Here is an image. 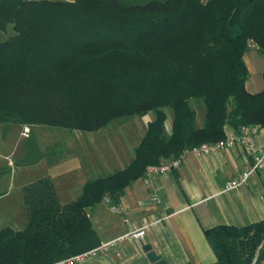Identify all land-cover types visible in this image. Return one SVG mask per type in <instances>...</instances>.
Here are the masks:
<instances>
[{
	"label": "trees",
	"instance_id": "trees-1",
	"mask_svg": "<svg viewBox=\"0 0 264 264\" xmlns=\"http://www.w3.org/2000/svg\"><path fill=\"white\" fill-rule=\"evenodd\" d=\"M8 28L0 124L94 133L117 118H154L129 164L87 179L71 202L58 200L48 176L22 186L26 224L0 228V264H48L88 251L97 245L88 212L103 196L117 200L146 166L218 142L227 126H264V86L246 90L242 58L251 44L264 55V0H0V31ZM45 156L55 155L38 150L17 163ZM202 233L216 257L210 264H251L254 256L264 264V218Z\"/></svg>",
	"mask_w": 264,
	"mask_h": 264
},
{
	"label": "crops",
	"instance_id": "crops-1",
	"mask_svg": "<svg viewBox=\"0 0 264 264\" xmlns=\"http://www.w3.org/2000/svg\"><path fill=\"white\" fill-rule=\"evenodd\" d=\"M252 49L255 52L251 51L245 58L244 54L242 56L248 72L253 71L252 63L255 64L256 60L257 67L262 66L263 55L259 54L256 46ZM263 71L264 67L259 72L261 80L255 76L252 79L248 77L244 82L248 92L256 94L262 90ZM164 112L166 120L163 129L165 134L169 135L172 115L169 109ZM153 118L152 112L135 117L133 122L139 123L138 129H133L135 138L133 135H127L122 140L119 134L117 136V132H114L110 134V146L104 143V138H99L104 133V127L94 133L70 130L69 134H66L70 139L59 143L56 141L55 146L63 147L64 154L62 149H58L57 154H53L55 160L51 158L50 161L57 167L59 162L67 160L68 166L63 172L68 178L72 175L70 182L58 186L55 185L53 176L52 183L58 200L62 204L69 203L80 193L87 179L111 174L114 170L127 166L133 159V153L145 133L146 125ZM201 123L199 117L198 124ZM19 127L22 128L21 125ZM138 130L140 136L136 140ZM256 143L264 144V128L256 136ZM105 149L111 152L108 157L110 161L103 156ZM21 154L22 150L19 156ZM41 161H44L43 158L36 160ZM46 162L51 163L48 160ZM247 162L249 157L238 148L212 152L204 157L186 154L178 171L164 175L152 174L148 179L144 172L143 176L126 186L117 200L111 201L103 196L100 203L88 212L91 226L96 233L95 247L125 234L128 230L139 229L147 224L145 232L141 240L128 237L115 247L88 255L75 264H150L144 251H141L142 245L146 243L150 244L155 253L162 255L165 264L212 263L216 257L208 247L203 230L222 224L242 226L264 218V168L261 172L250 175L245 187H237L219 194L224 183L244 169ZM5 195L7 192L0 195V198ZM153 197L158 198L157 202H151ZM113 207L118 209L112 210ZM24 210V202L17 209L8 202L0 203V228L7 226L16 231L22 229L26 224ZM156 219L159 220L154 222Z\"/></svg>",
	"mask_w": 264,
	"mask_h": 264
},
{
	"label": "rangeland",
	"instance_id": "rangeland-1",
	"mask_svg": "<svg viewBox=\"0 0 264 264\" xmlns=\"http://www.w3.org/2000/svg\"><path fill=\"white\" fill-rule=\"evenodd\" d=\"M12 30L8 28L6 31H0V41L6 38L7 35H11ZM250 49L244 53V58L246 55L252 51L255 52L252 48V44L250 45ZM262 55V54H260ZM261 67H257V60L252 63L253 72H249L248 77L250 79L257 78L261 80V76L259 75L260 69L264 67V55L261 57ZM195 108L198 110L201 109L200 105H195ZM200 115V114H199ZM198 115V116H199ZM133 117L127 119H114L110 122L107 127L103 128V132L99 138H104V143L108 144L111 136V133H116V135L120 136L122 140L125 139L127 135H135L133 129L136 131L137 125L139 123H134ZM29 137L25 138L24 136H20L19 131L21 132V127L18 124L11 125V124H0V195L5 194V197L0 198V203L5 204L8 202L10 205L14 206L15 209L22 205L21 197H22V186L25 184H30L31 182L42 179L46 176L51 178L53 181L55 176L56 186L62 185L64 182H70L72 175L70 178L65 175L63 169L68 166L67 160L53 164L49 160L47 156L43 158L44 161L30 163V165L26 164H18V160L21 159H30L37 155L38 150L39 152H50L53 150V154H57L58 149H62L64 154V148L55 146V144L59 143L60 141H65V139H70L66 137V134H69V130H65V128L61 127H52L48 125H32L29 127ZM102 129V128H101ZM138 129V127H137ZM22 135V134H21ZM140 136V130L137 131V138ZM98 138V139H99ZM135 138V136H134ZM56 141H58L56 143ZM69 141V140H68ZM103 143V144H104ZM110 146V144H108ZM111 148V147H110ZM22 150V154L19 156L20 151ZM93 151V150H92ZM94 153V152H93ZM111 153L108 149H105L103 156L106 158L107 161L111 159L108 158ZM95 154V153H94ZM92 155V154H90ZM55 160V158H53ZM51 162L50 164L46 161ZM63 166V168H61ZM71 189L73 187H70Z\"/></svg>",
	"mask_w": 264,
	"mask_h": 264
},
{
	"label": "built area",
	"instance_id": "built-area-1",
	"mask_svg": "<svg viewBox=\"0 0 264 264\" xmlns=\"http://www.w3.org/2000/svg\"><path fill=\"white\" fill-rule=\"evenodd\" d=\"M22 128L23 129H21L20 134H22V136H24L25 138H28V131L30 128L25 126H23ZM263 128L264 126H258L254 124H245L242 126L240 125L237 129L229 128L227 126L225 128V136L219 139L218 142H205L202 144L199 143L192 146V148H186L181 151L178 158H169L162 161L160 160L157 164L146 166V179H148L152 174L164 175L172 171H178L180 165L183 163V159L186 154H194L204 157L212 152L217 153L225 149L230 150L233 148H238L239 150H241V152L247 155V157H249V162H247V164L245 165L246 167L242 169L236 176H234V178L224 183L221 190H219V194L234 190V188L237 187H245L248 184L249 176L253 175L254 173L261 172V170L264 168V144L258 145L256 143V136ZM157 199V197H153L151 198V202H157ZM113 209L117 210L118 208L113 207L112 210ZM158 220L159 219H156L154 222ZM146 227L147 224L141 226V228L139 229L128 230V232H126L125 234H120L112 240L102 242L99 246L90 248L86 252H79L74 256H68L61 259L60 261H52L48 264H75V262H78L83 258H87L88 255L102 253L108 248L115 247L116 244H118L123 239H128V237L141 240Z\"/></svg>",
	"mask_w": 264,
	"mask_h": 264
},
{
	"label": "water",
	"instance_id": "water-1",
	"mask_svg": "<svg viewBox=\"0 0 264 264\" xmlns=\"http://www.w3.org/2000/svg\"><path fill=\"white\" fill-rule=\"evenodd\" d=\"M260 248V246H258V249ZM257 249V252H258ZM141 251H144L146 258L148 259L147 261L150 264H165L164 262V258L162 257L161 254L155 253V251H153L151 249V246L149 243L143 244L141 247ZM252 262L251 264H254L255 262V256L252 258Z\"/></svg>",
	"mask_w": 264,
	"mask_h": 264
}]
</instances>
